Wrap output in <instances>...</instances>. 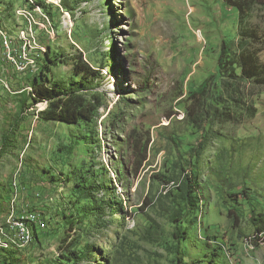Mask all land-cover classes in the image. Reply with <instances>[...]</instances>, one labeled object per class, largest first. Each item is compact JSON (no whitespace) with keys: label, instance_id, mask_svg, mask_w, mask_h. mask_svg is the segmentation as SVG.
Returning <instances> with one entry per match:
<instances>
[{"label":"rangeland","instance_id":"374dc122","mask_svg":"<svg viewBox=\"0 0 264 264\" xmlns=\"http://www.w3.org/2000/svg\"><path fill=\"white\" fill-rule=\"evenodd\" d=\"M45 1L57 27L36 0H0V54L11 50L5 39L38 59L34 73L7 61L0 84V223L14 204L33 237L11 246L23 251L0 246V264H264L253 224L264 211V88L239 123L187 111L221 91L238 10L223 0ZM247 20L264 62V6ZM49 45L50 85L96 106L91 120L53 118L49 100L31 97L25 77L41 71ZM80 56L95 73H77ZM138 145L147 161L135 173ZM192 172L200 204L189 213L177 187ZM20 232L0 231V244Z\"/></svg>","mask_w":264,"mask_h":264},{"label":"trees","instance_id":"16d2710c","mask_svg":"<svg viewBox=\"0 0 264 264\" xmlns=\"http://www.w3.org/2000/svg\"><path fill=\"white\" fill-rule=\"evenodd\" d=\"M223 1L227 6L234 7L239 12L240 37L233 42L225 41L223 43L219 60L222 76L221 91L208 101L200 99L197 96L193 98L197 100L192 102L187 109L189 115L192 114L196 118L193 121L197 120L200 116L198 113L200 112L205 115L206 121L242 122L246 115L254 116L257 113L254 96L264 88V62L260 58L261 47L257 45L262 43V34L257 25H249L247 20L256 5L264 6V0ZM36 4L40 5L43 9L45 8L55 23V17L51 14V8L55 10L56 5L48 3L45 0H36ZM55 26L57 27L56 23ZM231 45H235V48H232ZM52 52L51 45H49L45 52L46 55L41 62V71L25 77L27 80L31 79L34 86L37 87L31 93V97L37 101L49 100L53 108H56V110H53L49 107L47 111L48 113L49 111L53 112L51 116L53 118L55 117L56 119L70 123H76L80 119L91 120L94 117L93 112L96 106L94 107L90 102L84 100L82 95L76 94L77 91L72 86L63 88L58 82L52 86L50 85L53 78L50 80V77L44 73L49 72L50 68L55 64L56 55H53ZM86 70L95 73L84 61L83 57L80 56L78 64H76V71L77 73H81ZM138 147L140 156L135 173H138L147 161V145H138ZM174 180L172 177H169L164 180V183L169 185ZM198 188L199 181L195 172L184 175V178L181 179L177 187L179 191L177 194L178 203L188 208L189 213H193L199 207ZM233 218L237 220L238 216L234 215ZM253 224L258 236L264 233V211H260L254 217ZM1 250L12 254L11 251H23L25 249H13L11 247L2 248ZM1 264H5V262Z\"/></svg>","mask_w":264,"mask_h":264},{"label":"built area","instance_id":"2783aa9c","mask_svg":"<svg viewBox=\"0 0 264 264\" xmlns=\"http://www.w3.org/2000/svg\"><path fill=\"white\" fill-rule=\"evenodd\" d=\"M18 11L22 14V21H19L22 25L27 24V22L25 21L24 18V12H21V7H19ZM37 28V26H35ZM46 37H41L39 35V39H37V42L39 40H45ZM16 43H18V40L16 41ZM0 46H1V41H0ZM22 47V46H20ZM33 54H34V50H33ZM9 60H17L18 61V69L21 70V72H33L34 70H24V60L21 58V54H19V56H12V53H10L9 49H6V54H0V84L2 85L3 80L6 79V77L3 76V69L5 67V63H7V61ZM26 89H22V91H24ZM29 91H32V89H28ZM18 212L16 211L15 205L12 204L9 213L7 214L6 218L4 219V221H2L0 223V231H3L8 229L9 227H18L20 229V237L19 239H10L7 241L2 242V244H0V246H2L3 248H11V246L13 245H18V246H24L26 243H28L29 241L33 240V237L30 233V229L25 225V223L27 224V220L24 219V216L20 215L18 216L17 214ZM29 221V220H28ZM31 222V221H29ZM28 225V224H27ZM26 226V227H25ZM251 238L247 239V244L249 247L252 248L251 246ZM245 252H250V251H245ZM227 253H230V260L231 263H233V257L231 255L230 251H227Z\"/></svg>","mask_w":264,"mask_h":264},{"label":"bare ground","instance_id":"6f19581e","mask_svg":"<svg viewBox=\"0 0 264 264\" xmlns=\"http://www.w3.org/2000/svg\"><path fill=\"white\" fill-rule=\"evenodd\" d=\"M4 45L6 46V48L11 49L9 51L10 53H12V56H19V54H21V58L24 60V70H30L31 68L35 67L36 63L38 62V59H36V57L31 52H29L26 47L20 45L22 47L18 46V47L12 48V45L9 46V42L5 41V39H4ZM9 62L10 64H12L13 68L16 71L21 72V70L18 69L17 60H9Z\"/></svg>","mask_w":264,"mask_h":264},{"label":"crops","instance_id":"0c3cea01","mask_svg":"<svg viewBox=\"0 0 264 264\" xmlns=\"http://www.w3.org/2000/svg\"><path fill=\"white\" fill-rule=\"evenodd\" d=\"M232 252V251H231Z\"/></svg>","mask_w":264,"mask_h":264}]
</instances>
